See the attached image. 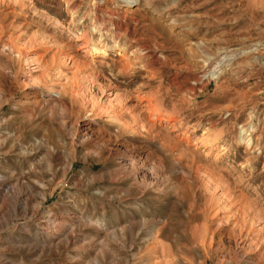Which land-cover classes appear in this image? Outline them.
Here are the masks:
<instances>
[{
	"label": "rangeland",
	"instance_id": "rangeland-1",
	"mask_svg": "<svg viewBox=\"0 0 264 264\" xmlns=\"http://www.w3.org/2000/svg\"><path fill=\"white\" fill-rule=\"evenodd\" d=\"M0 175V264H264V0H0Z\"/></svg>",
	"mask_w": 264,
	"mask_h": 264
},
{
	"label": "bare ground",
	"instance_id": "bare-ground-1",
	"mask_svg": "<svg viewBox=\"0 0 264 264\" xmlns=\"http://www.w3.org/2000/svg\"><path fill=\"white\" fill-rule=\"evenodd\" d=\"M115 48V47H114ZM93 49H94V51L93 52H95V53H101L102 55H104V52H105V50H102V49H100L99 47H97V45H95V47L93 46ZM139 155V154H138ZM140 159V158H139ZM132 166H133V168H136V169H138V170H140L141 172H143V171H145V167H144V165L142 164V163H138L137 164V162L134 160V162L132 163ZM152 175V174H151ZM2 179V176L0 175V180ZM19 197V196H18ZM18 199V198H17ZM51 219V218H50ZM49 222H51L50 220H48ZM102 224H101V228H106L107 227V225L104 223V222H101ZM107 229V228H106Z\"/></svg>",
	"mask_w": 264,
	"mask_h": 264
}]
</instances>
